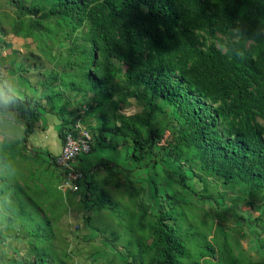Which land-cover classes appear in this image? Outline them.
Segmentation results:
<instances>
[{"label": "trees", "instance_id": "trees-1", "mask_svg": "<svg viewBox=\"0 0 264 264\" xmlns=\"http://www.w3.org/2000/svg\"><path fill=\"white\" fill-rule=\"evenodd\" d=\"M10 33L36 48L21 57ZM6 49L37 94L14 93L0 71V258L72 264L55 229L65 198L48 186L66 171L31 162L20 146L43 110L57 114L62 140L79 125L90 152L93 141L123 146L128 165L149 161L167 179L147 202L128 166L73 162L84 178L72 193L124 222L120 264H243L251 235L264 249V211L254 212L264 199V0H0ZM131 104L138 109L123 112ZM168 181L175 192L161 193ZM109 184L124 191L123 208ZM103 229L114 248L120 234Z\"/></svg>", "mask_w": 264, "mask_h": 264}, {"label": "rangeland", "instance_id": "rangeland-1", "mask_svg": "<svg viewBox=\"0 0 264 264\" xmlns=\"http://www.w3.org/2000/svg\"><path fill=\"white\" fill-rule=\"evenodd\" d=\"M5 39L13 45L12 46L13 48L18 50L21 57H25V55H22V54H26L30 50H33L36 48V43L33 42V40L31 38L16 37L10 33V34H7L5 36ZM9 55H10V49H6V50L1 51L0 57H3V64L0 68V71L3 75H1V76L4 77V83L8 84L9 87H11L12 91L17 92L18 94L22 95V91H23L22 85L23 84L27 85V83L24 80H22V78L16 73V71L10 69V67L8 65V56ZM20 55H18L17 57H19ZM44 66H48V63H46ZM21 80L23 81L22 84H20ZM31 80L34 81L35 79L32 78ZM26 93L30 94L28 92V90H26ZM137 109L138 108L134 104H131L126 109H123V112L133 113ZM43 120L45 122V125H46V122H48L50 120L52 121L49 124L51 126L49 132L55 133L56 132V126H58V124H59L58 116L54 113L48 114V115L44 116ZM32 134H33L32 136H34L36 140L43 138V140L40 143L41 147L45 145V142L49 138L57 139L56 134H52V133L41 132V133L37 134V132L34 131ZM0 138H1V135H0ZM36 150H37V152H39L38 154L31 153V151L29 150V147L27 148V152L25 150H23V151L29 155V160L31 162L33 160H35L36 158H39V157L49 161V158L46 155V153L42 152L45 149L38 148ZM126 151L128 153V150L126 148H124V165H126V166L130 167V169H132L131 166H133L134 164H129V165L127 164V159L125 158V155L127 154ZM119 152L122 153L121 149H119ZM88 154H90V153H88ZM88 154H85V155H88ZM85 155H82L80 158L85 157ZM35 156H39V157H35ZM120 162H123V161H120ZM146 163H148L149 166H147ZM21 164H26V163H21ZM150 164L151 163L149 161L141 162V164L137 168H133V171L131 172V174L132 175H134V174L139 175V177H140L139 179H141L142 181H145V180L148 181L149 178H155V179L159 180L157 175L158 174L162 175V172L159 169V166L157 165L156 166L157 170L152 172V168H151ZM46 166H48V165L46 164ZM49 171L58 172L57 169L54 171L52 168H49ZM125 173L126 172H124L123 175H125ZM147 181H145V182L148 185H150ZM167 183L168 184L170 183V185H168V186L172 190H174L175 187L173 185V182L168 181ZM109 185H110L109 190H110L113 198L116 199L118 201V203L120 204V207L123 208L124 207V191L120 188L113 187L112 184H109ZM196 185L198 188H200V185H198V184H196ZM48 186L51 189L50 191L52 192V194L56 198H58L57 196L62 197V200L65 198L64 199V206L65 207L64 208L59 207V209H57V211H55V213L58 216H60V219L56 223L55 229L57 232L65 235L66 241L68 242L67 250L70 251V253H72V259H71L72 264H106V263L108 264V259L106 257L111 259L112 264H120V262H122L124 260L123 253H121V251H119L121 249V244L122 245L124 244V222H123V224L118 225L117 219L114 216H112V214H110V212H107L105 210L98 211L94 208L88 209L89 206L84 204V202H83V204H80L79 200H81V199H80L79 194L75 193L73 196L72 195L73 193L71 194L70 192H66V191H68L67 189H64L66 191H65V193H63L60 190H57L56 187L53 186L52 182H50ZM151 190L148 189L149 192H151ZM161 191H162V189H161ZM77 193H78V191H77ZM54 196L51 197V200H53L55 198ZM72 198H73V200L71 203ZM66 202H68L70 204L67 205ZM206 204L210 205L209 202ZM254 207L256 208V205ZM77 208H81L82 211L80 212ZM227 208H229L228 204H224V205H221L218 209H220V210L224 209L225 210ZM240 209L242 211H245V215L248 213L250 216H254V213H253L254 209L251 208L250 206H245V204H244V206H241ZM263 209H264V199L262 200L261 205L258 208V212H255V213L262 212V211H264ZM246 211H247V213H246ZM238 213H240V212H238ZM87 215L88 216L91 215L90 224H86V222H84L85 217ZM198 215H199L198 218H202L201 213ZM235 224H237V223L236 222H230V225H235ZM76 225H77V227H76ZM114 226H115V229H117V232L120 234V237L118 240L115 241L116 246L114 248H112V247L109 248V246H108L106 248V252H105V246H107V242H106V237L104 238V235H102L104 233V232H102L104 230L103 228H107V230H110ZM94 227L101 230L100 233ZM249 227H250V228H248L249 232L251 234H253V230H252V228H254L253 225L249 226ZM88 234H90L91 236H95L94 238L97 237V239L90 241V238H86V235H88ZM126 234L129 236V231L126 232ZM83 236H84V238H82ZM254 237H255L254 235H251L248 237V240L250 241V243L248 245H246L247 242L243 240L244 246L245 247L248 246V251L245 253L246 255L240 256V260L242 261L243 264L249 262V260L254 262V263H250V264H264V249L260 248L263 240L259 239L254 243V239H255ZM16 243H18V242H16ZM0 247L2 249H6L5 246H0ZM93 250H97V252H98L95 256L91 255V254H93V252H92ZM9 251H11V250H9ZM103 252H105V253L103 254ZM252 253L254 255H257V256L256 257L252 256ZM8 254H10V252ZM250 256H252V257H250ZM106 259H107V261H106ZM0 264H10V261L3 260L2 258H0Z\"/></svg>", "mask_w": 264, "mask_h": 264}, {"label": "crops", "instance_id": "crops-1", "mask_svg": "<svg viewBox=\"0 0 264 264\" xmlns=\"http://www.w3.org/2000/svg\"><path fill=\"white\" fill-rule=\"evenodd\" d=\"M22 80H24L26 83L27 81L25 79L22 78ZM20 81V84L23 83V81ZM28 85V83H27ZM25 84L22 85V95L24 94H27L26 93V90H28V92L30 94H27V95H35L37 94V89H35L34 87H31V86H27ZM11 88V87H10ZM14 92V91H13ZM16 94H18L17 92H14ZM19 96H22L20 94H18ZM48 114H53L52 112H49V111H42L41 112V116L40 118L35 121L34 123V127L32 128V130L29 132V134L25 137V139H22L21 140V136H18L19 139L21 140L20 142V146L23 150H25L27 152V148L29 147V150L31 151V153H36L38 154L39 152H37L36 149L38 148H42V149H45L44 151L42 152H45L46 155L48 156L49 158V161L44 160L45 163H54L53 162V158L55 157V155L60 151V148L62 146V139L61 137L59 136V124H60V119H59V124L58 126H56V132L53 133V132H49L51 126L49 125L50 122H52L51 120L46 122V125H45V122L43 120L44 116L45 115H48ZM55 114V113H54ZM57 115V114H56ZM36 131L37 134L43 132V133H52V134H56L57 136V139H53V138H49L46 142H45V145L44 146H40V143L41 141L43 140V138H40L39 140H36L34 136H32L33 132ZM32 137V138H31ZM45 138V137H44ZM113 140H115L116 142H119L121 141L120 138H113ZM93 145V150L90 152V154L88 155H85V157H82L78 160H76V162H74V165L77 169H80V170H84V171H87L89 168H91L92 166H94L96 163H99V161L103 160L104 158L106 159H110L111 161H113L114 163H119L121 166L124 167V147L123 146H118L116 149L114 148H109L107 147L104 142H95L93 141L92 143ZM119 149H121L122 153L119 152ZM24 156L28 157L29 155L26 154L24 152ZM123 161V162H120V161ZM134 165L131 166L132 169L133 168H137L140 164H135L133 163ZM130 168V167H129ZM133 171V170H132ZM154 170H152L153 172ZM147 172V171H146ZM151 172V173H152ZM49 173H51V171L47 172L46 174L48 175ZM53 178L57 177L59 175V172H53ZM159 180L155 179V178H149L148 181H147L150 185H148L145 181H142L141 179H139V175L137 176L136 175V178L138 181H140L143 186L146 187L147 189V196L148 198L146 199L147 202H150L151 201V198H152V195L154 194L153 193V189L154 187L157 188V186L159 187L160 184H163V183H166L165 181L167 180L166 178H164V176H162L161 174H158L157 175ZM63 180V176L58 180V181H54L52 182L53 183V186L56 187V189H60L61 192L65 193L66 190H64L63 188L60 187V181ZM157 185V186H155ZM79 187V186H78ZM175 187V186H174ZM148 189H152L151 192L148 191ZM169 189L171 192H175V188L174 190H172L169 186H166L162 189V191H160L161 193H164L165 190ZM168 190V191H169ZM66 192H70V191H66ZM155 192V191H154ZM71 193V192H70ZM72 194V193H71ZM74 196V194H72ZM80 196V195H79ZM81 200H79L80 204H83L84 200H82V198L80 197ZM72 200L73 198L71 199V203H72ZM150 200V201H148ZM66 204H70L68 202H66ZM80 212L82 211L81 208H77ZM254 212H258V210H254ZM261 213V212H259ZM77 227V225H76ZM84 235V234H83ZM95 236H91L90 234L86 235V238H90V241H93L94 239H97L94 238ZM84 238V236L82 237ZM108 246H105V249L107 248ZM110 248V247H109Z\"/></svg>", "mask_w": 264, "mask_h": 264}, {"label": "built area", "instance_id": "built-area-1", "mask_svg": "<svg viewBox=\"0 0 264 264\" xmlns=\"http://www.w3.org/2000/svg\"><path fill=\"white\" fill-rule=\"evenodd\" d=\"M76 128L75 133L65 135L60 151L53 158L54 164L66 171L60 187L73 193L79 190L76 181L81 182L84 178L80 170H73V162L78 156L88 154L91 149L89 133L79 125Z\"/></svg>", "mask_w": 264, "mask_h": 264}, {"label": "bare ground", "instance_id": "bare-ground-1", "mask_svg": "<svg viewBox=\"0 0 264 264\" xmlns=\"http://www.w3.org/2000/svg\"><path fill=\"white\" fill-rule=\"evenodd\" d=\"M72 193V192H71Z\"/></svg>", "mask_w": 264, "mask_h": 264}, {"label": "clouds", "instance_id": "clouds-1", "mask_svg": "<svg viewBox=\"0 0 264 264\" xmlns=\"http://www.w3.org/2000/svg\"><path fill=\"white\" fill-rule=\"evenodd\" d=\"M252 208V207H251Z\"/></svg>", "mask_w": 264, "mask_h": 264}]
</instances>
